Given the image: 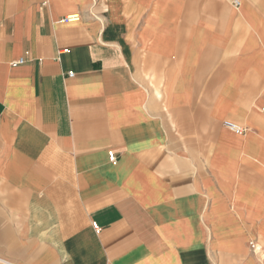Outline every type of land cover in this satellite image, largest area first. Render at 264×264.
Masks as SVG:
<instances>
[{
  "label": "crops",
  "instance_id": "crops-1",
  "mask_svg": "<svg viewBox=\"0 0 264 264\" xmlns=\"http://www.w3.org/2000/svg\"><path fill=\"white\" fill-rule=\"evenodd\" d=\"M263 107L264 0H0V264H264Z\"/></svg>",
  "mask_w": 264,
  "mask_h": 264
},
{
  "label": "built area",
  "instance_id": "built-area-1",
  "mask_svg": "<svg viewBox=\"0 0 264 264\" xmlns=\"http://www.w3.org/2000/svg\"><path fill=\"white\" fill-rule=\"evenodd\" d=\"M235 6H239V1H235L234 2ZM78 17L72 16V17H67L66 19H64L66 22H72L77 20ZM25 63V59L21 58L18 61H16L15 63H13V66H18V65H23ZM75 74L73 72L69 73V77H73ZM262 113L264 114V107L262 108ZM225 126L233 131L234 133L238 134V135H243L245 133V129H243L242 127L238 126L237 124L231 122V121H225ZM109 160L111 163H116L117 162V157L113 152L109 153ZM94 228L96 230H98L97 226L94 225Z\"/></svg>",
  "mask_w": 264,
  "mask_h": 264
},
{
  "label": "rangeland",
  "instance_id": "rangeland-1",
  "mask_svg": "<svg viewBox=\"0 0 264 264\" xmlns=\"http://www.w3.org/2000/svg\"><path fill=\"white\" fill-rule=\"evenodd\" d=\"M261 112H262V109H261ZM224 126H225V122H224ZM226 127V126H225ZM227 128V127H226ZM233 132V131H232ZM246 132V131H245Z\"/></svg>",
  "mask_w": 264,
  "mask_h": 264
},
{
  "label": "bare ground",
  "instance_id": "bare-ground-1",
  "mask_svg": "<svg viewBox=\"0 0 264 264\" xmlns=\"http://www.w3.org/2000/svg\"><path fill=\"white\" fill-rule=\"evenodd\" d=\"M240 5V4H239ZM239 126V125H238ZM244 129V128H243Z\"/></svg>",
  "mask_w": 264,
  "mask_h": 264
}]
</instances>
